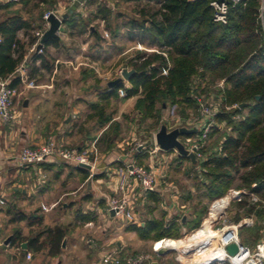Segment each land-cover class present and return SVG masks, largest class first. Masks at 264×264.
I'll list each match as a JSON object with an SVG mask.
<instances>
[{
  "label": "trees",
  "instance_id": "obj_1",
  "mask_svg": "<svg viewBox=\"0 0 264 264\" xmlns=\"http://www.w3.org/2000/svg\"><path fill=\"white\" fill-rule=\"evenodd\" d=\"M147 1L143 7L135 8V17L129 19L125 26L129 32L138 30L140 42H148L151 49H157L159 53L139 51L129 62L131 70H135L129 81L130 88H125L124 83H118L113 88L107 87L101 94L100 101L91 104V109L95 112L93 116L98 118V123L105 126L113 119V114H106L105 107L112 100H119V90L123 88L126 89V99L138 97L135 109L142 122H154L153 129L160 125L163 110L168 107L179 109L183 118H186L187 110L197 107L193 95L204 82H224V89L219 93L226 107L235 104L247 106L235 112H221L216 117L219 124L227 122L232 132L224 138L221 155L202 163V171L195 177L194 184L195 193L199 194L200 207L199 203L193 207L186 223H182L184 215L170 220L166 219V214L157 218L154 214L160 206L161 198L157 193L149 192L148 201L155 204V207L149 204L146 207L145 215L148 217L145 218L144 215V226L131 225L127 231L137 234L145 242L178 240L182 237V227L193 230L201 226L209 211L207 204L201 206L204 200L211 203L236 189L247 193L237 203L238 209H244L245 213L239 214L235 222L239 223L244 216L256 215L258 223H263L253 229L259 238L264 230V28L259 20L261 0H245L231 8L227 24L214 21L211 3L215 0ZM88 2L93 3L91 0L84 1L86 4ZM18 5L21 7L13 10ZM45 5L54 6L56 2L20 0L0 5V13L12 12L0 20V78L9 79L13 88L19 89L21 81L16 71L38 41L35 35L38 26L43 25L40 22H43L44 13L36 19L34 10ZM80 16L73 14L64 21L70 35L73 36L76 30H79L80 35L91 30L93 36L100 39L99 33L89 29L88 22ZM114 16L113 9L104 5L98 8L92 20H102L107 24V29L117 36V29H112ZM131 32L130 36L134 37ZM21 33L25 40L20 38ZM61 46V40L51 39L42 48V54L34 52L30 60L31 76L41 68L53 71L54 66L47 55V48ZM37 62H40V68L37 67ZM91 77L97 78L95 70L84 69L82 78L86 80ZM196 81L199 83L197 86ZM236 113L244 115V118L234 121L232 117ZM148 156V153L138 154V160ZM178 159L188 160L185 157ZM138 165L143 167L144 161L140 160ZM79 172L83 174V180L89 177L88 171L79 169ZM190 173L189 170L188 174ZM250 196L258 199L251 206L248 204ZM193 197V193L189 192L185 201ZM95 220L89 214L79 216V221L83 224ZM13 221L27 222L31 228H40L36 234L32 232L27 237H22L20 232L16 233L19 243H28L26 255L46 251L52 258L62 255L67 227L56 225L42 229L44 215L38 211L31 214L15 212ZM245 229V226L240 229V238ZM244 242L252 243L247 239ZM152 254L158 264H178L174 259L165 261L166 257L157 256L153 250Z\"/></svg>",
  "mask_w": 264,
  "mask_h": 264
},
{
  "label": "crops",
  "instance_id": "obj_2",
  "mask_svg": "<svg viewBox=\"0 0 264 264\" xmlns=\"http://www.w3.org/2000/svg\"><path fill=\"white\" fill-rule=\"evenodd\" d=\"M58 5L59 9L57 8V10L60 16L67 14L71 9L70 0H63V3H58ZM85 6L86 3L79 7L74 14L76 16L83 15L86 10ZM20 7L21 5L15 6L13 10ZM63 26L65 30L60 34L62 46L47 48V55L52 59L54 66L53 71L48 72L41 68L39 72L31 76L29 68L31 55L34 51L30 49L23 63L27 64L29 79L35 81L37 87L28 88L21 83L19 89L23 88L25 91L20 92L15 101H19L22 95L29 94V97L24 99V108L26 109L22 112L16 111L14 121L9 124H5L0 119V264H51L54 259L59 258L50 257L46 251L40 254L30 253L32 258L27 259L23 245L26 244L28 247V243H19L16 233L20 232L22 237H27L32 232L36 234L40 228H31L27 222H14L15 212L31 214L38 211L43 214L42 229L53 228L56 225L67 227V236L64 240L72 241V247L78 250L79 247L82 248L86 244L84 246H87L90 251L85 258L87 264H101V256L109 251H115L123 256L125 245H122L115 235L120 232L117 227L118 223L126 222L108 211L109 201L117 191L118 173L128 162L135 161L138 164L142 160L144 161L143 167H149L155 159H161L159 154H150L154 148L151 150L125 148V145L128 144L127 140L131 138L134 140L136 133L131 132L128 136L126 133H121L125 124L120 120L129 110L137 113L135 105L138 97L125 98L119 114L113 116V119L105 126H101L98 123V118L92 114L85 115L86 107L88 106L92 111L91 104L100 101L103 91L97 94L98 100L89 101L82 95L84 93L83 81L79 87L73 88V79L70 77L80 70L81 64L75 67L74 59H78L79 55L72 54V51L67 50L63 43L65 38L68 39L71 36L64 23ZM41 28L43 29V26H38L37 31ZM20 38L25 40L23 33L20 34ZM153 51L159 53L158 50ZM65 53L69 57L65 56ZM36 65L40 68V62H37ZM83 70L80 71V75ZM46 78L48 80L40 83L42 79ZM107 86L109 87V83ZM129 86L125 85L126 88H130ZM74 89H78V93L82 96H73L72 90ZM68 107L70 110H67ZM63 108L64 111L69 112L64 118H59L63 115V113L60 115V110ZM49 139L63 142L78 149L81 153H86L91 163V169L57 161L39 166L19 164L18 156L23 148H37ZM155 142H153L154 145ZM146 153L149 154L147 158L141 159L142 157L139 155L141 158L138 160V154ZM79 169L89 172V177L86 180H83V174L79 172ZM168 184L172 185L173 183L165 180L164 186L155 192L161 198V203L154 215L159 218L158 213L162 212L166 214V219L170 220L176 216L181 217L180 212L186 209V206L179 202V191L173 190ZM84 188L86 195L83 193ZM130 188L134 196L135 212L138 210L136 215L139 224L134 225L144 226L146 207L148 204L155 207V204L148 201V193L133 181H131ZM61 202L62 208H57ZM43 208L49 214H45ZM88 214L96 220L86 224L81 223L79 216ZM146 217L148 216L145 215ZM93 237L97 238V244ZM8 239L10 240L6 244ZM90 240H93L95 245L91 244ZM164 241L180 243L176 248H181V244H183L181 240L175 242V240L166 239ZM159 244L154 243L152 250ZM39 256H43V259L40 260ZM79 263L81 264V262ZM56 264H63V262L58 260Z\"/></svg>",
  "mask_w": 264,
  "mask_h": 264
},
{
  "label": "rangeland",
  "instance_id": "obj_3",
  "mask_svg": "<svg viewBox=\"0 0 264 264\" xmlns=\"http://www.w3.org/2000/svg\"><path fill=\"white\" fill-rule=\"evenodd\" d=\"M56 2V5H45L42 6L39 9L34 10V15L36 19H39L40 14L46 13L47 11L51 10H57L59 9L58 3H63V0H54ZM93 3H87L84 11V14L80 17H83V19L88 22V25L90 26L89 29H92V31H96L99 33L100 39H97L93 36L91 30H89L86 34L80 35L79 30L75 31V34L73 36H67V38L64 39L63 43L66 45L67 50H71L72 54H75L76 56L79 55L78 59H74V65L79 66L80 64V70L78 72H75L76 74L70 77V79H73V88L79 87L81 81H83V92L82 95L85 99L89 101H96L99 99V96L97 94L100 93V91H105V89L108 87V83L115 81L116 79L122 77V71L126 68L128 70H131L129 66V62L131 59L135 58L137 53L139 51H145L147 53H152V50L157 49H151L152 47L149 45L148 42L145 44H142L140 42L141 37L138 35V30L130 31L134 34V37H131L129 34V29L125 26V24L129 21V19L135 17V8L143 7L148 3L147 0H143V2H136L135 0H91ZM154 5L153 3H151ZM104 5L110 7L114 11V18L112 21V29H117V36H114L115 34H112L111 30L107 29V24L104 23L102 20L93 21V16L98 11L99 7H103ZM32 9V8H29ZM12 12H1L0 13V20L3 19L5 16H8ZM155 52V51H153ZM65 56H68L65 53ZM69 57V56H68ZM64 60V59H63ZM65 66V65H63ZM94 68V69H93ZM82 69H93L95 70L97 74V78L91 77L89 79H83L82 75H80V71ZM73 71V69H71ZM84 71V70H83ZM74 72V71H73ZM46 79H42L40 83L44 82ZM197 82V81H196ZM207 82V81H206ZM125 85H130L128 81L124 82ZM221 82H218L216 84L211 83H202L201 87L198 88L197 94H203L205 98H208L211 94L215 95H222L219 93L220 90L223 89L219 86ZM37 84V83H36ZM199 83H196V86ZM130 87V86H129ZM97 88V89H96ZM21 90V91H20ZM97 92H96V91ZM25 91L23 88L19 89L20 92ZM72 95H81L78 93L77 90H72ZM81 95V96H82ZM26 97H29V94L22 95L19 101H15L14 108H16V111H24V99ZM76 97V96H75ZM125 98H119V100H112L110 102L109 106L105 107L106 114L113 116H116V114H119L120 108L122 107V104L124 103ZM101 104H104L103 102ZM210 105V103H209ZM28 108V107H27ZM34 109V108H33ZM85 109V108H84ZM172 107H168L163 110V118L162 122L158 127L153 129L154 122L153 121H147L142 122L141 117L139 113L129 110L126 114H124L120 121L124 122L123 131L121 133H126V136L130 135L131 132L136 133V137L133 140V138L128 139V144L125 145V148H128L131 150V148L137 149L139 146L143 147V149L151 150L154 148L153 142L155 141V134L159 131L162 124H166L170 130L171 128L177 127V123L175 120L177 119L176 116H180L183 118V114L180 113L179 109L174 108V114H172ZM67 110H70L69 107ZM64 111V108L60 110V115L63 113V115L59 116V118H64V116L68 114L69 111ZM64 111V112H63ZM127 111V110H126ZM230 112V111H228ZM232 112V111H231ZM94 115V111L90 110V108L86 107V116L88 114ZM186 118H197L201 114L198 107L191 108L187 110ZM89 114V115H90ZM246 114V112L244 113ZM233 118V117H232ZM61 122V121H60ZM133 124V129H132ZM219 124V123H218ZM219 128H213L212 129V137L209 140V143L206 146L205 151L207 153L211 152L215 147H217L221 140L224 139L226 136L231 134L232 128L229 127V124L227 122L219 124ZM181 140H184L182 137ZM130 145V146H129ZM128 149H125V151H128ZM142 149V148H141ZM131 154L132 151H130ZM173 151L170 153H163L158 152L159 158L163 159L164 157L166 160H164L163 165L164 171L162 174L166 177V181H171L173 183V186H175L174 190L179 191V202L180 204H185L186 209L182 210L180 212V215L188 216L191 214V211L194 206H196L199 203L200 207V200L198 198L199 194L197 192L195 193L194 184L196 182L195 177L200 174V168H194L190 161L187 160H179L174 154H172ZM158 157V155H156ZM164 158V159H165ZM132 161V160H131ZM158 159H155L154 162H157ZM132 163L128 162L127 164ZM189 170L191 171L190 174H188ZM193 193V198L189 201H185V196L187 197L188 193ZM234 192L242 193L241 196H235ZM83 193L85 194V188L83 190ZM244 193H247L245 190H236L233 189L230 191L228 195L222 198L215 199L211 203H208L206 200H204L201 206L208 205L209 211L206 217L203 219V222L201 226L197 229H190L188 227L182 228V234L181 238L178 240H183L186 237L194 234L196 231L200 230V228L203 226L204 222L209 219L210 212L212 205L215 203V201L219 199H228V205L226 206L225 210L220 213L218 218L212 223V230L215 232L217 230H222L225 227L229 226H237L239 225L238 232L240 231L243 226L247 227V229L243 230V237L240 238L241 242L243 243L245 239L251 241V244H246L248 246L254 247L253 245L257 244L261 238H264V230H262V235L258 238L257 233L253 231V229L256 226L260 225L262 226L263 223H258V218L256 215L252 216H244L239 223L235 222V219L237 216L244 215V209L239 210L237 207V203L243 199ZM86 195V194H85ZM251 199L248 200L249 206L255 204L258 199L256 196H250ZM62 202L58 204L57 208H62ZM56 208V209H57ZM248 208V207H247ZM259 208V207H258ZM43 211L45 214H49L46 212V210ZM135 211V208H134ZM138 211V210H137ZM136 211V212H137ZM164 213H158L159 217H161ZM120 229V232L118 235H115V238L122 243V245H125V248L123 250V256L127 255H151L152 262L157 263L158 261L155 258V256L152 255V247L154 245L153 242H145L142 241L136 234L128 233L125 229L126 227H129L127 223H118V226ZM202 235V234H199ZM114 236V235H113ZM240 237V235H239ZM94 238V237H93ZM96 241V244L98 243L97 238H94ZM166 240V239H165ZM167 240H173V239H167ZM175 240V241H178ZM164 241V240H162ZM165 242V241H164ZM160 242H157L159 244ZM86 245V244H84ZM82 246V248L79 247L78 249H75L72 247V241L70 240L66 241L65 247H62V255L58 259H54L51 264H56L58 260L62 261L63 264H78L81 262V264H87L86 257L88 253L90 252L87 248V246ZM207 248V250L211 251L212 248H214L213 245H207L204 246ZM96 254V253H95ZM178 251L170 252L168 255H166V260L174 259L178 264H186L188 263V260L181 262L178 260ZM39 259L42 260L43 256H39ZM45 259V258H44ZM97 259V257H96ZM152 263V264H153ZM80 264V263H79ZM150 264V263H146Z\"/></svg>",
  "mask_w": 264,
  "mask_h": 264
},
{
  "label": "built area",
  "instance_id": "obj_4",
  "mask_svg": "<svg viewBox=\"0 0 264 264\" xmlns=\"http://www.w3.org/2000/svg\"><path fill=\"white\" fill-rule=\"evenodd\" d=\"M20 0H0V5L7 4L10 2H19ZM79 0H70V6L75 5ZM245 0H224L220 2L215 0L211 3V7L214 12V21L219 24H227L230 9L236 7L237 5L243 3ZM84 5V2L80 4V7ZM54 14L61 19L58 10L47 11L43 16V29H48L49 23L48 19ZM259 20L264 28V0H261V6L259 9ZM36 37L38 41L33 46L32 51L42 54L43 50L38 49L40 41L43 37L42 28L36 32ZM1 42V39H0ZM19 75L22 84L26 85L28 88H36L35 81H31L28 76V66L23 63L19 66L16 71ZM224 82L220 83V87L223 89ZM126 88V87H125ZM123 88L119 90V95L121 98H126V89ZM19 96V90L11 87L9 79L0 78V119L5 123L9 124L14 121L16 117V110L14 108L15 99ZM193 99L196 102L198 109L201 114L197 118H181L176 116L175 120L178 122L177 127L171 128L176 129L180 127H187L192 129L198 127V133L190 137H184V140H180L189 153H193L196 157L197 164L196 168L201 169L202 163L208 161L211 158L221 155L222 146L225 139H222L220 144L215 147L211 152L207 153L205 151L210 138L212 137V129L219 128V124L216 117L221 112L236 111L241 109L240 105L235 104L233 106L226 107L223 104V99L220 95L211 94L208 98H205L203 94H194ZM210 103V105H209ZM174 108L172 109V114H174ZM225 110V111H223ZM244 118V115L236 113L233 116L234 121H240ZM225 123V122H224ZM168 127V126H167ZM169 129V128H168ZM170 130V129H169ZM139 148H143L142 146ZM137 150V149H135ZM162 151L159 146L154 145V149L150 151V154H157ZM173 154L178 157L177 151H173ZM180 157V156H179ZM165 158V157H164ZM160 159L157 162H153L149 167H141L135 161L132 163L125 164L124 168L118 173V187L116 194L110 199L108 204V211L114 212V215L119 219L126 222L128 225L139 224L138 217L134 211V196L131 193V181L136 183L144 192H157L165 184V176L162 174L164 171V166L162 162L165 159ZM57 161L59 163H64L72 165L75 167H80L81 165H88L91 167L88 155L86 153H81L78 149L68 146L63 142H59L55 139H49L45 144L37 147H25L21 150L18 156V162L22 166H39L41 164ZM173 190L175 186L168 184ZM177 190V189H176ZM246 194V193H244ZM235 196H241L242 193L234 192ZM224 199H219L215 201L212 205L211 210L215 204L221 202ZM226 208V207H225ZM223 209V211L225 210ZM221 211L220 213H222ZM216 220V219H214ZM204 225V224H203ZM239 225L225 227L222 230H217L216 233H221V237L216 240V247L222 250L225 254L222 260L215 258L216 264H264V238H262L254 247L245 245L241 242L239 237ZM90 243L95 245L93 240ZM208 242H201V246L206 245ZM233 243L238 245V252L235 256H230L227 252V247ZM200 245L195 246L192 250L178 251V260L185 261L193 251L201 247ZM156 249L154 246L153 251ZM32 254H27V259L30 260ZM151 255H127L120 256L115 251H109L101 256V264H146L151 263ZM208 264V263H207Z\"/></svg>",
  "mask_w": 264,
  "mask_h": 264
},
{
  "label": "water",
  "instance_id": "obj_5",
  "mask_svg": "<svg viewBox=\"0 0 264 264\" xmlns=\"http://www.w3.org/2000/svg\"><path fill=\"white\" fill-rule=\"evenodd\" d=\"M85 0H79L75 5L71 7L69 12L65 15H63L60 18L55 16L54 14H51V16L48 19L49 27L48 29H42L43 31V37L40 41V44L38 46V49H41L49 40L51 39H58L60 40V34L64 32V26L63 23L65 20L69 19L71 15L74 14V12L80 7V4L83 3ZM220 2H223L224 0H219ZM135 74V70H128L124 69L122 71V77L116 79L113 82L109 83V88H113L118 83H123L125 81H130L131 77ZM27 103H25L26 105ZM27 106V105H26ZM247 104L240 105L241 109L245 108ZM198 133V127H194L192 129H188L187 127H180L173 130H169L166 124H162L161 128L155 135V141L156 144L159 146V148L162 151L171 152V151H177L180 157L188 158L192 164L196 165L197 160L193 153H189V151L185 148L183 143L180 141L183 137H190L193 135H196ZM80 167H84L87 169H91L88 165H81ZM112 215H114V212H111ZM187 216L183 218L182 223L185 224L187 221ZM10 239L6 242V244L9 242ZM165 240V239H164ZM66 241H63V247H65ZM23 248L27 250V245L24 244ZM227 252L230 256H235L238 252V245L236 243H233L227 247ZM176 251L175 249H170L167 246L159 247L154 250V253L159 257H165L170 252ZM157 264V263H153ZM209 264H216L215 261L209 263Z\"/></svg>",
  "mask_w": 264,
  "mask_h": 264
},
{
  "label": "bare ground",
  "instance_id": "obj_6",
  "mask_svg": "<svg viewBox=\"0 0 264 264\" xmlns=\"http://www.w3.org/2000/svg\"><path fill=\"white\" fill-rule=\"evenodd\" d=\"M228 202V199H224L221 202L215 204L210 212L209 219L204 222V225L200 228V230L196 231L191 236L186 237L183 241L181 240V242H183V244H181V248H176L179 247L180 243L175 244L169 241L162 242L157 247H155L159 248L167 246L170 249L175 248V250L183 251L184 253L186 250H192L197 245L201 246V242H208V244L213 245L214 248L209 251L204 247L205 245L201 246L200 248L193 251V253H191L187 258H185L188 260V263L186 264H209L213 262L215 258L222 260L225 254L222 250L216 247V240L221 237V233H216L214 230H212V223L215 221L214 219L218 218L220 212L223 211V209L228 205Z\"/></svg>",
  "mask_w": 264,
  "mask_h": 264
}]
</instances>
